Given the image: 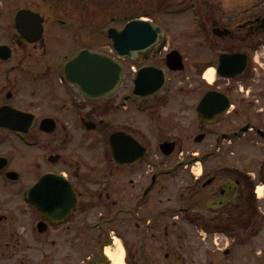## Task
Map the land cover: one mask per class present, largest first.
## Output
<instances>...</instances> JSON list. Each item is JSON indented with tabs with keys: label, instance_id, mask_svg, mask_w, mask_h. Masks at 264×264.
Listing matches in <instances>:
<instances>
[{
	"label": "flooded vegetation",
	"instance_id": "af4514ba",
	"mask_svg": "<svg viewBox=\"0 0 264 264\" xmlns=\"http://www.w3.org/2000/svg\"><path fill=\"white\" fill-rule=\"evenodd\" d=\"M108 2L0 0L1 257L112 264L119 236L126 264H207L204 226L228 225L264 260V0H133L129 15ZM141 17L164 29L157 42L108 48L110 21ZM83 49L123 64L114 92L94 99L68 75ZM192 159L199 218H158L157 190ZM159 238L177 243L164 260Z\"/></svg>",
	"mask_w": 264,
	"mask_h": 264
},
{
	"label": "rangeland",
	"instance_id": "374dc122",
	"mask_svg": "<svg viewBox=\"0 0 264 264\" xmlns=\"http://www.w3.org/2000/svg\"><path fill=\"white\" fill-rule=\"evenodd\" d=\"M112 0H109L108 4L110 3L109 11H113L116 8V1L114 0L111 3ZM140 2V8H141V2L144 0H138ZM237 0H225L226 6H230L232 3H234ZM133 0H124V11L126 14H132L133 13V6H132ZM139 9V8H138ZM140 10V9H139ZM179 18H190L188 14H182L179 15ZM110 26H112L114 23L109 22ZM108 48H110L111 44L108 40ZM107 48V49H108ZM106 49V50H107ZM172 178H170L169 182L171 184L168 186L169 190L167 191H161L159 192V189L157 190L156 198H157V216L158 218H161L163 220H167V218L171 217L174 218V214L177 215L178 211L173 213V208L178 207H187L191 206L195 208L196 212H198L197 209V203L192 198L188 197L189 194H187V191L185 190L184 179H187L188 182L192 185H194V189H196L197 185L194 182L195 179L194 175L189 171V169L182 170L179 169L175 173L172 174ZM173 181V182H172ZM168 182V183H169ZM185 194V195H183ZM196 197V196H195ZM176 218H185L183 213H180L179 216H176ZM165 224V223H163ZM164 228V227H163ZM264 228V225H263ZM170 232L171 235H177L175 229L170 226ZM198 228L191 226L188 236V245L189 250L192 251V246L196 245V241L200 240L197 238V235L199 232L197 231ZM215 234L219 235L221 238L217 240V243H215ZM208 239L203 243L199 242V245L196 248V251H194L195 257L199 259L200 262H205L207 260L210 263L207 264H254L255 261L249 256L247 262L243 261L245 260V256L249 255L251 251H253L252 248L256 246V242H250L247 245L243 244H227L226 239L224 236L226 235L225 232L217 231L214 234H207ZM229 237V236H228ZM230 238V237H229ZM231 239V238H230ZM175 241V240H174ZM164 243V238H159L156 240L157 249L156 254L161 257L162 260H164V256L166 254V251L171 250V248L175 247L177 243L173 242L168 247L161 248V244ZM117 247L114 248V251L118 250L120 248V244L117 242ZM262 245H264V241L262 242ZM230 248L229 253H225L226 248ZM1 254V253H0ZM21 258L16 259H9L6 257H1L0 255V264H46V260L48 261V264H69L70 259L60 258V259H40L37 257H30L25 258L24 263H21ZM76 261H79L76 259ZM256 264H264V260L260 259L257 261Z\"/></svg>",
	"mask_w": 264,
	"mask_h": 264
},
{
	"label": "water",
	"instance_id": "95a60500",
	"mask_svg": "<svg viewBox=\"0 0 264 264\" xmlns=\"http://www.w3.org/2000/svg\"><path fill=\"white\" fill-rule=\"evenodd\" d=\"M161 33L162 29L156 23L141 19L128 22L120 32L115 28L110 29L115 49L127 55L134 52V38H138L140 43H152ZM66 69L82 91L94 97L114 89L122 71L121 66L112 57L88 50H83L72 58Z\"/></svg>",
	"mask_w": 264,
	"mask_h": 264
},
{
	"label": "bare ground",
	"instance_id": "6f19581e",
	"mask_svg": "<svg viewBox=\"0 0 264 264\" xmlns=\"http://www.w3.org/2000/svg\"><path fill=\"white\" fill-rule=\"evenodd\" d=\"M213 74V68H210L208 70V75L212 76ZM195 169L199 171L200 169L198 166H195ZM264 187H260L259 190L261 193H263ZM108 254L110 255L113 264H124V250L122 247H120L118 250L114 251L111 249V247L108 248Z\"/></svg>",
	"mask_w": 264,
	"mask_h": 264
}]
</instances>
